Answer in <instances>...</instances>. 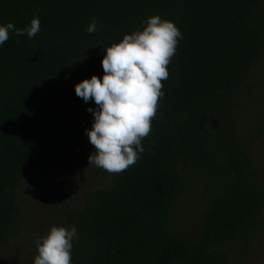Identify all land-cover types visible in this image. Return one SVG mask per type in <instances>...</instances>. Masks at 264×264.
<instances>
[{"label":"trees","instance_id":"1","mask_svg":"<svg viewBox=\"0 0 264 264\" xmlns=\"http://www.w3.org/2000/svg\"><path fill=\"white\" fill-rule=\"evenodd\" d=\"M155 16L182 36L164 95L133 165L85 191L82 206L62 196L57 223L77 229L71 264H245L255 240L264 246L251 152L264 124L245 140L235 115L262 88L264 0H0V25L40 23L33 38L10 31L0 46V249L24 229V183L88 151L96 105L74 86L101 78L104 50Z\"/></svg>","mask_w":264,"mask_h":264},{"label":"clouds","instance_id":"2","mask_svg":"<svg viewBox=\"0 0 264 264\" xmlns=\"http://www.w3.org/2000/svg\"><path fill=\"white\" fill-rule=\"evenodd\" d=\"M98 30L93 19L86 31ZM12 31L16 36L33 38L40 31L39 18L31 20L27 29H15L12 23L0 25V46ZM180 31L172 22L159 16L150 17L142 32L125 35L121 42L108 47L101 60L104 75H93L74 86L75 95L84 103L92 101L96 107L87 111L93 116L91 129L84 134L94 146L89 164L109 173H120L133 165L138 153L144 151L141 140L151 128L161 80L168 77L166 65L174 55ZM77 235L73 226L52 227L46 237L36 242L38 255L34 264H71L72 241Z\"/></svg>","mask_w":264,"mask_h":264},{"label":"rangeland","instance_id":"3","mask_svg":"<svg viewBox=\"0 0 264 264\" xmlns=\"http://www.w3.org/2000/svg\"><path fill=\"white\" fill-rule=\"evenodd\" d=\"M254 76L259 86L256 96L249 101V107L237 110L238 133L245 140L256 135L264 124V66L255 68ZM261 99L259 100L258 97ZM228 122V119H226ZM88 151L79 161L71 164L59 162L48 175L28 179L20 190L19 200L25 212V226L19 237L0 249V264H26L37 252L36 242L46 237L52 227H60L56 220L57 208L62 196L70 205H83V194L87 190H95L110 186L114 173L89 164L88 157L94 146L89 143ZM255 166L264 177V133L251 146ZM64 192V193H63ZM259 238L253 243L255 253L245 264H264V246Z\"/></svg>","mask_w":264,"mask_h":264}]
</instances>
